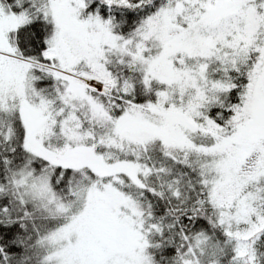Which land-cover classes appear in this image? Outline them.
I'll list each match as a JSON object with an SVG mask.
<instances>
[{
	"label": "snow or ice",
	"instance_id": "snow-or-ice-1",
	"mask_svg": "<svg viewBox=\"0 0 264 264\" xmlns=\"http://www.w3.org/2000/svg\"><path fill=\"white\" fill-rule=\"evenodd\" d=\"M0 264H264V0H0Z\"/></svg>",
	"mask_w": 264,
	"mask_h": 264
}]
</instances>
